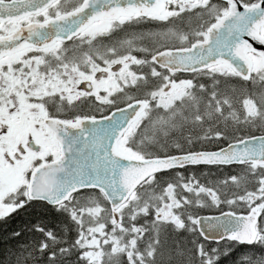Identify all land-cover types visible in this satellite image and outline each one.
<instances>
[{
    "label": "snow or ice",
    "instance_id": "obj_1",
    "mask_svg": "<svg viewBox=\"0 0 264 264\" xmlns=\"http://www.w3.org/2000/svg\"><path fill=\"white\" fill-rule=\"evenodd\" d=\"M0 245L264 264V0H0Z\"/></svg>",
    "mask_w": 264,
    "mask_h": 264
},
{
    "label": "trees",
    "instance_id": "obj_2",
    "mask_svg": "<svg viewBox=\"0 0 264 264\" xmlns=\"http://www.w3.org/2000/svg\"><path fill=\"white\" fill-rule=\"evenodd\" d=\"M190 169H192V170H190ZM192 171L191 173H194V174H196V175H200V173L202 172V171H204V172H206L208 169H207V167L206 166H198L197 168H189L188 169V171ZM213 171H215L214 169H213ZM225 211H227L228 209L227 208H225L224 209ZM209 213H220V211L218 210V209H214V210H206V209H204L201 213H200V215L201 214H209ZM17 223H19V221H17ZM0 247H3V245H0Z\"/></svg>",
    "mask_w": 264,
    "mask_h": 264
},
{
    "label": "water",
    "instance_id": "obj_3",
    "mask_svg": "<svg viewBox=\"0 0 264 264\" xmlns=\"http://www.w3.org/2000/svg\"><path fill=\"white\" fill-rule=\"evenodd\" d=\"M220 213H209V214H201L203 216H214V215H219Z\"/></svg>",
    "mask_w": 264,
    "mask_h": 264
},
{
    "label": "rangeland",
    "instance_id": "obj_4",
    "mask_svg": "<svg viewBox=\"0 0 264 264\" xmlns=\"http://www.w3.org/2000/svg\"><path fill=\"white\" fill-rule=\"evenodd\" d=\"M190 170H192V169H190ZM190 170L188 171V173H191V172H192V171H190ZM198 176H199V175H198ZM203 210H204V209H201V210H200V213H201ZM206 210H214V208H213V209H206Z\"/></svg>",
    "mask_w": 264,
    "mask_h": 264
}]
</instances>
